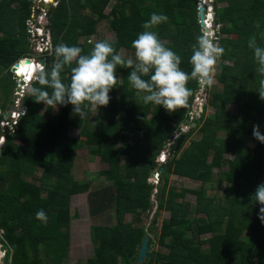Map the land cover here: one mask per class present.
Segmentation results:
<instances>
[{"label":"trees","instance_id":"1","mask_svg":"<svg viewBox=\"0 0 264 264\" xmlns=\"http://www.w3.org/2000/svg\"><path fill=\"white\" fill-rule=\"evenodd\" d=\"M35 3L0 0V67L7 71L8 91L17 84L13 66L34 56L27 28L36 17ZM201 3L60 0L49 7L52 48L42 54L44 71L50 70L55 46L61 42L82 48V54L90 53L95 45L92 36L103 20L117 33L118 40L108 41L116 52L123 48L134 51L131 43L143 31L141 25L157 13L167 15L168 21L154 31L182 57V70L190 72L191 46L198 35H207L201 23ZM212 9L213 42L224 49L216 64V86L190 81L193 94L183 109L169 113L154 104L144 105L127 81L131 70L119 67L121 80L110 92L109 105L98 112L91 110L83 121L73 115L71 105L60 106L55 115L56 110H45L27 92L28 111L13 131L8 130L0 152V243L7 250L5 264H69L72 170L78 150L85 145L108 166L100 174L106 188L91 196V214L106 221L115 210L118 221L114 227L93 228L97 248L88 264H136L137 250L147 237L150 250L145 264H264V208L251 200L257 186L264 183V144L253 136L255 125L264 134V101L257 93V65L248 47L252 37L264 47V0H213ZM26 65H21L20 74H29ZM61 75L68 82L70 69ZM203 89L204 110L200 118L192 120L197 129L183 134L185 142L177 151L175 138L191 113L196 115L199 106L195 100ZM208 99L212 100V115L206 114ZM11 108H1L0 124ZM74 128L79 130V139L70 134ZM195 131L199 140L192 139ZM167 147L170 158L158 169V159ZM226 155L232 158L226 159ZM34 169L43 171L40 186L26 179ZM157 169H164L158 209L171 216L156 234V219L146 228L141 226V215L153 206L156 186L150 179ZM216 169L219 177L214 179ZM172 175L198 182L200 189H168ZM222 186L221 198L208 194L209 189ZM188 194L196 197L195 206L185 202ZM40 209L48 215L47 225L35 217ZM128 215L140 227L126 224ZM205 235L211 237L203 240Z\"/></svg>","mask_w":264,"mask_h":264},{"label":"clouds","instance_id":"2","mask_svg":"<svg viewBox=\"0 0 264 264\" xmlns=\"http://www.w3.org/2000/svg\"><path fill=\"white\" fill-rule=\"evenodd\" d=\"M52 3L50 0L47 4L52 5ZM206 16L208 27H210L212 18L208 19L207 14ZM167 21L168 17L165 14L152 13L150 15V18L141 25L143 31L138 33L131 43L134 55L125 56L124 50L116 52L108 41L96 42L88 54H82L83 50L78 46H69L61 42L55 46V60L50 70L44 71L46 63H42V59L45 57H41L39 61L34 60V57H26L13 66L12 72L18 81L22 78L20 83L29 84V96L36 103L43 104L45 110H58L60 106L71 105L73 115L79 116L83 121L88 118L91 110L98 112L100 108L109 105L110 92L121 80L117 76L118 67L129 69L131 71L127 81L135 91L136 97L144 105L154 104L173 113L187 106L189 97L193 94L188 87L190 81H196L201 86L213 84L217 60L224 54V49L209 39L207 35H198L191 46L189 58L191 71L182 70V57L167 47L166 42L161 40L158 33L154 31L157 26ZM42 26L47 29V23H43ZM255 26L259 28V23L257 22ZM40 33L38 31L34 37H39ZM248 47L253 51L254 62L257 65L256 72L259 76L257 93L260 100L264 101V47L257 43L255 37L248 40ZM28 58L36 62L39 67L33 76L20 74L19 67ZM39 62L44 65V68L40 67ZM16 67L18 70L14 72ZM66 68L70 69L68 82H64L61 75ZM16 108L15 102L13 109L7 112L11 116L6 114L5 119H12ZM22 109L24 111L23 104ZM0 112V117H2L3 110L0 109ZM0 128H2V122ZM2 131H4L3 128ZM8 134L7 132V136ZM253 136L264 144V134H261L258 125L253 126ZM6 137L4 140L0 138V152L6 142ZM166 161L162 162L166 163ZM158 176L159 174L157 178ZM251 200L264 208V183L257 186ZM35 217L47 225L48 215L43 209L38 210Z\"/></svg>","mask_w":264,"mask_h":264},{"label":"rangeland","instance_id":"3","mask_svg":"<svg viewBox=\"0 0 264 264\" xmlns=\"http://www.w3.org/2000/svg\"><path fill=\"white\" fill-rule=\"evenodd\" d=\"M55 1L54 4L55 6L58 5L60 0H52ZM36 4V17H34L32 20L29 21V26H28V32L32 34V41H33V48H35L34 52V60H41L40 58L42 57V53L39 51L40 49L38 48L42 44L43 38H46L47 44L44 46L45 51L47 50L48 47L52 48V35H51V30L49 28V23L47 22V29H44L42 26L44 23V19L49 17V8L45 7V4L50 2V0H35ZM114 2V1H113ZM45 3V4H44ZM19 4L16 3L15 7L18 6ZM207 6V11H208V19L212 18V22L214 19V12L212 9V0H207L206 2ZM43 8L41 12L38 13V10L40 8ZM112 6H110L107 11H111ZM86 11V10H84ZM47 13V14H46ZM210 22L209 28L211 30V33H208L207 36L211 35L212 36V41L215 38V29L213 27V23ZM111 24L107 20H103L99 26H98V33L92 36L91 42L94 44L98 41H116L118 40L117 33L111 28ZM38 31H40L41 35H38L39 37H34V35L38 34ZM210 39V38H209ZM167 42V41H165ZM171 43V42H170ZM124 50L125 56L129 55H134V51L129 50V49H121ZM120 50V51H121ZM30 69L27 70L24 68V70L29 73L28 76H33L36 74V70H38V64L34 61L29 65ZM21 68H19L20 70ZM7 71L2 69L0 67V109L4 108L5 106L8 108H11L10 110L13 109V104L14 102H17L19 98L23 101L25 98L27 92H28V86L23 85L20 82L22 81V78H19V81L17 80L16 87H13L11 91H8L11 86L9 82V78H6ZM4 78V81L2 82ZM216 86V81L214 78L213 84ZM219 87V86H218ZM203 92L204 89L200 93V97L195 100L196 104L197 103H202V97H203ZM20 95V96H18ZM23 95V96H21ZM212 100L207 101L208 104V110H207V115H212L213 114V108L211 104ZM22 107V105H21ZM203 107V103H202ZM2 110V109H1ZM204 110V109H203ZM60 112V108L55 111V115H57ZM1 113V112H0ZM197 114V113H196ZM8 115V114H7ZM194 113H191V120L186 126H182L183 130L181 134L188 133L191 131V129H197V126H192V120H194ZM20 119V118H19ZM173 124H175L173 122ZM8 130H4L0 134V138L6 137ZM71 136L74 138L79 139V130L74 128L70 132ZM180 135H177L176 138H178ZM223 137V135H220ZM200 135L197 134V131L194 132L192 135V139L194 140H199ZM0 139V141H1ZM82 141V139L80 140ZM131 144L134 145V141H131ZM190 142L187 143L189 145ZM85 145V144H83ZM253 146V145H252ZM170 151L169 147L165 149V151L162 153V155L158 159V169L164 165L165 163L162 162L164 160H167L170 158L168 155V152ZM226 159H231L232 156L226 155ZM124 159V158H123ZM124 164L125 161H124ZM154 170L152 174H154L153 179H150V181L156 186V189L154 190V195H153V206L148 211L146 214H142L141 216V226H146V228H149L153 222L156 219V234L160 232L161 226L163 224L164 220H169L171 214L167 211H159L158 206H159V193H161L162 186H163V178H162V171L159 170ZM108 166L104 164L100 158L98 157H93L91 154V149L89 146H83L81 149L78 150V155L75 160V165L72 170V176L74 178V194L72 197L71 201V231H70V236H71V245H70V250H69V264H88V262L92 259L95 258V249L97 248V245L93 241V228L96 227L97 225L99 226H117L118 221H117V214L116 211L113 210L111 215H108L107 220L104 221L102 220L101 217L94 218L92 216V210H91V196L93 194H97L98 192L104 191L106 188L107 184L105 185V179L102 177L100 174L107 171ZM224 171H227V168L224 167ZM160 172V173H158ZM219 170L214 171V179H217ZM43 171L41 169H34L33 173L30 176H27L26 179L37 185H41V177H42ZM159 174L158 178L157 175ZM156 176V179H155ZM54 181V180H53ZM90 185V188L88 187ZM215 184L212 185V187ZM223 185V184H222ZM200 184L198 182H195L190 179L186 178H181L177 177L175 175L170 176V183L169 187L170 188H175L178 192H180L182 189H197L199 190ZM224 187L222 186L221 189L215 190V189H209L208 194L210 196L217 195V197L221 198L222 196V189ZM159 192V193H158ZM46 193H43V197H46ZM181 201V200H179ZM185 202L188 204L195 206L196 205V197L192 194H188ZM159 213V214H158ZM192 217L194 215H191ZM136 218L133 216H126L125 217V223L126 224H135V226H138L136 223ZM151 238H153V235H149ZM211 236L210 235H205L202 237V239L206 240L209 239ZM156 252L160 251L159 247L155 248ZM138 264V262L136 263Z\"/></svg>","mask_w":264,"mask_h":264},{"label":"water","instance_id":"4","mask_svg":"<svg viewBox=\"0 0 264 264\" xmlns=\"http://www.w3.org/2000/svg\"><path fill=\"white\" fill-rule=\"evenodd\" d=\"M206 2L207 0H202V3H201V23H202V26L203 28L205 29L206 33H211V30L208 29V23H207V16H206V11H207V6H206ZM48 6H51V4H47V7ZM49 22V18L47 17L45 19V24ZM210 39H212V36L209 35L208 36ZM25 62H27V64H31L32 62V59L31 58H28ZM42 63H46V58H43L42 59ZM20 66V65H19ZM18 66V67H19ZM18 67H16L14 69V72H17L18 70ZM199 108L196 109V111L198 112L197 114V117L200 118L201 117V114L200 112H203V108H202V103H197ZM23 108H24V113H26L28 111V107H27V101H23ZM8 116H11V114H9ZM190 119H187L185 121V123L182 125V126H186L188 123H189ZM193 127L194 126H197L196 123H192L191 124ZM2 132V128H0V134ZM185 142V136L184 135H180L177 139V151L180 150L181 146L183 145V143ZM161 171L163 172L164 169H161ZM14 248H17V245H14ZM150 250V246H149V238H145L144 241H143V245L141 248H139L137 250V253L139 254V259H138V264H145L146 260L148 259V251ZM6 254H7V251L3 250V245L0 243V264H5L4 263V260H5V257H6Z\"/></svg>","mask_w":264,"mask_h":264},{"label":"built area","instance_id":"5","mask_svg":"<svg viewBox=\"0 0 264 264\" xmlns=\"http://www.w3.org/2000/svg\"><path fill=\"white\" fill-rule=\"evenodd\" d=\"M52 1V0H51ZM53 3L55 2V1H52ZM45 4V3H44ZM45 7H47V3L45 4ZM45 7H43V8H45ZM43 8L41 7L40 8V10H39V12H41L42 10H43ZM38 12V13H39ZM47 14V13H46ZM46 19V18H45ZM45 19H44V21H45ZM46 45H49L50 46V44H47V40H46V38H43V40H42V44L38 47L40 50V52L43 54L44 52H46L45 51V48H44V46H46ZM50 47H48L47 48V50L49 49ZM39 65H40V67L41 68H44V65L42 64V63H40L39 62ZM22 84V83H21ZM23 85H27V86H29V84L28 83H26V84H23ZM27 95V94H26ZM18 96H20V95H18ZM21 96H23V95H21ZM24 97V96H23ZM23 104V101L21 100V98H19L18 99V101L16 102V111L15 112H13V118L12 119H5L4 121H2V128L4 129V130H8V129H10L11 131H13L14 129H15V127H16V125L18 124V121H19V118H21L22 117V115H24L25 113L23 112V109H22V107H21V105ZM6 136H7V134H6ZM5 139V137L2 139V140H4Z\"/></svg>","mask_w":264,"mask_h":264},{"label":"bare ground","instance_id":"6","mask_svg":"<svg viewBox=\"0 0 264 264\" xmlns=\"http://www.w3.org/2000/svg\"><path fill=\"white\" fill-rule=\"evenodd\" d=\"M25 69H27V70H29L30 69V67H29V65H26V67H25ZM39 69V68H38ZM22 70V67H21V69H20V71ZM36 72H37V70H36ZM23 76H25V75H23ZM28 76V75H27ZM203 108V107H202ZM198 113V112H197ZM202 112H200V114H201ZM197 115L198 114H196V117H197Z\"/></svg>","mask_w":264,"mask_h":264},{"label":"crops","instance_id":"7","mask_svg":"<svg viewBox=\"0 0 264 264\" xmlns=\"http://www.w3.org/2000/svg\"><path fill=\"white\" fill-rule=\"evenodd\" d=\"M70 245H71V243H70ZM70 253V252H69Z\"/></svg>","mask_w":264,"mask_h":264}]
</instances>
